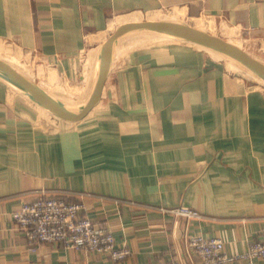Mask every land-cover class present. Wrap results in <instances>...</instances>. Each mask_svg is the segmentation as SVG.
<instances>
[{
    "label": "crops",
    "instance_id": "1",
    "mask_svg": "<svg viewBox=\"0 0 264 264\" xmlns=\"http://www.w3.org/2000/svg\"><path fill=\"white\" fill-rule=\"evenodd\" d=\"M174 10L184 19H210L241 50L254 56L253 48L262 57L264 0H0V41L53 62L66 75L72 64L82 66L83 79L86 55L105 42L95 35L89 42L96 46L82 52L89 36L110 23L156 20L158 12ZM188 51L209 68L152 56L136 65L138 85L126 71L110 72L99 88L95 117L70 129L56 119L51 124L64 130L52 135L28 127L32 114L46 117L23 96L4 94L7 85L0 81V264H202L188 249L187 235L219 237L230 255L261 237L264 86L231 77L223 62L204 52ZM33 71L37 86L38 71L56 83L68 81L54 68ZM38 197L81 201L84 214L106 225L117 246L132 254L113 262L61 245L29 251L10 214ZM179 207L202 217L176 216L172 211Z\"/></svg>",
    "mask_w": 264,
    "mask_h": 264
},
{
    "label": "water",
    "instance_id": "2",
    "mask_svg": "<svg viewBox=\"0 0 264 264\" xmlns=\"http://www.w3.org/2000/svg\"><path fill=\"white\" fill-rule=\"evenodd\" d=\"M167 37H183L193 45L196 52H204L216 61L223 62L227 72L233 74L251 73L253 83L264 86V61L251 56L237 45L215 35L192 28L179 18L161 16L156 21L129 23L120 26L104 43L91 49L86 55L83 75L85 94L80 99L64 101L46 94L31 80L34 72L23 64L13 65L11 60L0 55V81L10 87L31 104L56 119L69 124L81 120L99 98V88L117 51L148 39L160 40ZM12 62H14L12 60ZM18 64V65H17Z\"/></svg>",
    "mask_w": 264,
    "mask_h": 264
},
{
    "label": "built area",
    "instance_id": "3",
    "mask_svg": "<svg viewBox=\"0 0 264 264\" xmlns=\"http://www.w3.org/2000/svg\"><path fill=\"white\" fill-rule=\"evenodd\" d=\"M81 201L67 202L58 197H38L23 201L10 216L15 229L24 235L29 251L39 244L61 245L65 249L83 250L107 256L113 262L126 260L131 250L118 247L112 231L104 224L95 222L84 212ZM176 216L186 219H201L202 215L187 207L173 210ZM188 249L202 264H228L244 261L253 264L255 259H264V233L248 244L247 249L236 255L224 251V241L219 237L190 234L186 237ZM161 264H179L172 260Z\"/></svg>",
    "mask_w": 264,
    "mask_h": 264
},
{
    "label": "rangeland",
    "instance_id": "4",
    "mask_svg": "<svg viewBox=\"0 0 264 264\" xmlns=\"http://www.w3.org/2000/svg\"><path fill=\"white\" fill-rule=\"evenodd\" d=\"M165 15H167L169 17L179 18L183 14H182L181 11H176V10L169 11V12H166V13H162V12L161 13L160 12L157 13L158 19L161 16H165ZM158 19H156V20H158ZM181 19H182V21L185 24H188V23H190V19L191 18H185L184 19L183 17H181ZM195 19H197V20H200V19L210 20V19H208L206 17L195 18ZM146 21H149L148 16H145V17H143V16L141 17L140 16V17H138L137 19H135L134 21H132L130 23H144ZM118 24L126 25V24H129V21H120V23H118ZM103 33H104V36H107L108 37V36H110V34L112 35L113 32H109L108 30H105V31H103ZM97 34L98 33H95V34H93V35H91V36L88 37L86 50H84L82 52H85L86 53L90 45L91 46H96V44H94V43H93V45L90 44L89 40L92 39ZM214 34L217 35V36H219V37H221L222 39H224L226 41H229V42H231V43L239 46V42H237V40H232L230 38H226L223 35H221L220 32H218L216 30H215V33ZM152 41H156V40H152ZM152 41H141V42H138V43H132V44L124 47L125 49L122 48L123 49L122 51H120V52L117 51L118 53L117 52H116L117 54L115 53L116 55H114V57L112 59L111 67L108 69L107 74H106L105 77H107V75L110 72H113V71L114 72H116V71H118V72L119 71H126V75H130L131 76V77L129 76L130 77V80L131 81H135L136 80V84L138 85V83H139L138 82V77L134 73L135 72V68L137 67L136 65L140 64V62L143 61V60H145L146 58H149V57H152V56L153 57H158V58L161 57L163 59H169V60H174V61H176V59H177V60H180V61H185V63H187V61L190 60V61H194L195 64H197V67L200 70H205V69L209 68L208 66H206L204 59L200 58L196 53L189 52L188 49L185 48V47H183V45L181 43H178V42H175V41H171V40H168L167 41L169 43H167V42L166 43H151ZM6 43H8V42L3 43V42L0 41V48L11 47L10 45H8ZM168 44L173 45V47L181 46L180 48H182L185 51L178 52L177 51L178 49H176L175 50L176 53H169V52H172L174 50L163 48L164 45L165 46H169ZM14 47L15 46L12 45V48L13 49H15ZM249 50L251 51V54L254 55L253 57H255V56H256L255 58L258 57L257 55L259 53L255 52V49L252 48V49H249ZM263 53H261L262 54L261 55L262 57H258V58L262 59V61L264 60V56H263L264 54ZM27 59H26L27 61H23L22 60L20 62H17V58L14 57L13 59L11 58L9 60H11V62H12V60L13 61H16V63H18L19 65L20 64H26L28 66V68L30 67V70H32V72H34L33 70L38 65L42 66L43 69L45 71H47V73L49 71V68L56 69L58 71L59 75H61V77L63 76V79L64 80H68L69 82L67 81V82L63 83V82L58 81L56 83L53 80L46 79V77L41 76L43 78V81L45 82V84L48 85L49 89L52 90V91H59V92L64 93V94H67V93H70L71 92V94H70V97H71L70 100L71 99H77L78 97H80V94H81L80 93V90H81L82 84L79 85L77 83L82 79V77H81V75L83 74L82 73V66H79L78 69L76 70L74 64H72V66H71L72 69L69 70V72H71V73H68V74H71V75H66L65 73H62V71H60L59 69H57L55 67V65H54L53 62L38 61V60H35L33 57H29V56H27ZM77 59H73L72 61L75 63V61ZM13 65H15V63ZM230 76L231 77H236L237 79H240V80H243L246 83H250L251 82L250 80H248L243 75V73L237 74V75H235V74L232 73ZM49 77H50V75H47V78H49ZM33 78H35V77H33ZM133 78H134V80H133ZM82 80L84 81V79H82ZM70 81H72V82H70ZM36 82L38 83L37 80H36ZM5 87L6 88L3 90V92H4V94L7 95L8 91H11L12 89H10V87H8V86H5ZM138 91L139 90H137V92ZM3 92H1V93H3ZM12 92L16 93L18 96H21L20 94H18L14 90H12ZM113 92L114 91L112 90V93L110 95H112ZM100 96H101V94H99V98H98L99 101L101 100V97ZM106 97L109 98V95H106ZM26 101H28V100H26ZM10 103H12V102H10ZM28 103L26 102L25 104L27 105ZM95 104H96V106H94V109H92V110L89 111V113H90L89 117L86 118V120H83V122L90 121V120H92L95 117V113L97 112V105H100V102H95ZM24 111H25V113H28V115L31 116V114L29 113V110H27V108ZM39 113H41L42 116L44 114L42 111H40ZM45 117H47V116L45 115ZM33 119H34V122L33 123H30V126H28V127L30 129L34 130L35 132L44 133V135L45 134L52 135V133H58V132L64 130V129H60V128L56 127L55 125H52L51 124V123H54L55 120L53 121L51 119L46 118L47 122H49V124H48L47 122L45 123L46 120L43 119V117H40L38 115L37 116H35V115L33 116V114H32V120ZM83 122L81 124H83ZM81 124L78 125V126H73V127L74 128L75 127H80ZM71 126L72 125H69L66 129H70ZM76 129H78V128H76ZM192 210H194V209H192Z\"/></svg>",
    "mask_w": 264,
    "mask_h": 264
},
{
    "label": "bare ground",
    "instance_id": "5",
    "mask_svg": "<svg viewBox=\"0 0 264 264\" xmlns=\"http://www.w3.org/2000/svg\"><path fill=\"white\" fill-rule=\"evenodd\" d=\"M148 19H149V21H154L155 20V18L154 17H148ZM181 19V18H180ZM183 22V21H182ZM184 23V22H183ZM186 25H188V26H190V27H192V28H195V29H198V30H202V31H204V32H207V33H209V34H212V35H215L214 33H215V27H214V25H213V23L211 22V21H208V22H206L205 20H197V19H190V23H188V24H186ZM120 26H123L122 24H118V23H111V24H109L108 25V31L109 32H115L116 31V29L118 28V27H120ZM112 33V34H113ZM110 36H111V34H110ZM110 36H108V37H110ZM216 36V35H215ZM98 37V39L100 40V41H102V42H104V41H106L107 40V36H104V33L103 32H100V33H98L97 34V36H96V38ZM168 40H171V41H175V42H178V43H181L182 45H183V47H185V48H187V49H192V47H193V45L192 44H190V43H188L187 41H186V39L185 38H183V37H167V38H162V39H160V40H158V41H152V39H148V40H145V41H152L151 43H166ZM224 40V39H223ZM227 42H229V41H227ZM167 43H169V42H167ZM168 45H171V44H168ZM238 46V45H237ZM176 47H181V46H176ZM239 48H240V46H238ZM15 49H13L12 47H6V48H0V55H3V56H5L6 58H8V59H13L14 57H16L17 58V62H20V61H27L28 59H27V56L24 54V52L22 51V50H20L18 47L16 48V47H14ZM263 48V47H262ZM123 49H125V48H123ZM123 49H120L118 52H120V51H122ZM177 49V48H176ZM16 50V51H15ZM262 50V49H261ZM117 52V53H118ZM116 53V54H117ZM115 54V55H116ZM264 54V53H263ZM27 59V60H26ZM16 61H14V62H11L12 64H14ZM28 63V62H27ZM112 63V62H111ZM16 64V63H15ZM25 67H26V69L27 70H30V67L28 68V66L26 65V64H23ZM111 67V64H110V66H109V68ZM108 68V69H109ZM39 74H41V72H37V76H38V82H39V84H38V86H39V88L42 90V91H44L46 94H49V95H54V96H56V97H58V98H60V99H67V100H70V94H71V92L70 93H67V94H64V93H61V92H59V91H52V90H50L49 89V87H48V85L47 84H45V82L43 81V78L39 75ZM244 75H245V77L248 79V80H250V81H253V79H254V76L251 74V73H243ZM82 87H81V90H80V97H78V99H80L82 96H84V94H85V87H84V81L82 80ZM94 106H96V104H95V102H94V104H93V106L87 111V113L85 114V116H84V118L82 119V120H86V118H88L89 117V115H90V113H89V111L90 110H92V109H94ZM40 111H42V110H40ZM44 114H43V116L45 117V115L47 116L46 118H48V119H51V120H56V118H54L52 115H50L49 113H47V112H45V111H42ZM89 113V114H88ZM46 120V119H45ZM64 121V120H63ZM63 121H61V120H57L56 122L57 123H59V124H61V125H63V124H65V123H67L66 121L65 122H63ZM47 121H45V123H46ZM56 122H54V123H56ZM48 124H49V122H47ZM38 124V123H37ZM69 124V123H68ZM72 124H75V123H72ZM71 124V125H72ZM49 128V127H48Z\"/></svg>",
    "mask_w": 264,
    "mask_h": 264
}]
</instances>
